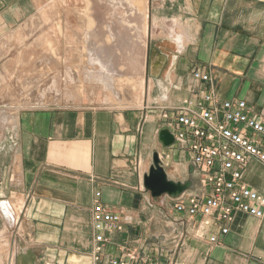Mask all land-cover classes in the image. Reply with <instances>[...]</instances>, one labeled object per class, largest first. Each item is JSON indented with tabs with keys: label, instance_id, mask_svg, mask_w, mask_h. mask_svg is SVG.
<instances>
[{
	"label": "crops",
	"instance_id": "0c3cea01",
	"mask_svg": "<svg viewBox=\"0 0 264 264\" xmlns=\"http://www.w3.org/2000/svg\"><path fill=\"white\" fill-rule=\"evenodd\" d=\"M41 1L0 0V69L15 60L16 46L29 41L21 32ZM151 4L166 35L154 37L149 52L154 97L143 108L84 102L16 112L0 107V264H16V255L27 250L34 264H92L96 192L123 222L122 230L105 233L104 256L128 250L136 253V264H264V216L236 212L226 234L215 223L199 237L200 216L179 213L175 199L153 198L142 187L157 151L170 178L192 181L184 196L203 191L188 154L158 141L162 108L209 90L244 100L264 122V0ZM174 20L182 45L168 35ZM196 68L209 75L207 82L192 78ZM243 182L264 193V166L251 160ZM212 234L215 243L208 241Z\"/></svg>",
	"mask_w": 264,
	"mask_h": 264
},
{
	"label": "rangeland",
	"instance_id": "374dc122",
	"mask_svg": "<svg viewBox=\"0 0 264 264\" xmlns=\"http://www.w3.org/2000/svg\"><path fill=\"white\" fill-rule=\"evenodd\" d=\"M112 1L104 0L102 9L106 13H102V16L105 15L101 21L96 17L98 8L93 0L41 1L38 12L21 32L22 36L29 37V41L16 46L15 60L0 69V107H14L16 112L19 108L36 105L84 102L116 108H143L144 98L140 102L138 97V78L141 73L148 85H151L147 97L150 102L154 97V82L147 75L146 63L151 47L156 43L154 37L165 38L166 29L160 31L158 26L161 23L154 22L151 0H128V4L120 5V8L125 13L134 12L138 16L135 22H131L132 28L127 30V35H124L121 19L114 15L118 7ZM145 14L146 36L143 34ZM168 28L171 32L170 25ZM87 31L88 41L84 36ZM89 48H96L97 54L95 56L94 52V56L97 60L89 59ZM94 56L91 55V58ZM113 62L117 66L107 73L113 76L111 84L119 78L115 84L122 93L115 100L108 99L107 91L100 85L106 76L89 78L83 75L89 70L99 71L103 63L109 65ZM142 64L144 70L141 71Z\"/></svg>",
	"mask_w": 264,
	"mask_h": 264
},
{
	"label": "built area",
	"instance_id": "2783aa9c",
	"mask_svg": "<svg viewBox=\"0 0 264 264\" xmlns=\"http://www.w3.org/2000/svg\"><path fill=\"white\" fill-rule=\"evenodd\" d=\"M192 78L205 83L209 75L196 68ZM160 116L163 127L175 139L172 146L188 154L201 178V193L175 199L177 212L200 216L195 228L197 236L215 223L226 234L236 212L264 216V193L243 182L244 170L251 160L264 166V122L249 113L244 100L221 99L212 91H202L162 108ZM99 195L95 193L92 207V264H136L134 251L104 256L105 233L122 230L123 222L119 214L104 208ZM208 241L215 243L217 238L212 234ZM137 264L157 263L141 259Z\"/></svg>",
	"mask_w": 264,
	"mask_h": 264
},
{
	"label": "bare ground",
	"instance_id": "6f19581e",
	"mask_svg": "<svg viewBox=\"0 0 264 264\" xmlns=\"http://www.w3.org/2000/svg\"><path fill=\"white\" fill-rule=\"evenodd\" d=\"M94 1V5H95V7L96 8H98L97 10H96V17L101 21V20H103V17H104V15L102 16V13H106L105 12V9H102V7L104 6V0H100V2H99V0H93ZM112 4L115 6H117L118 8L114 11V15L115 16H117V18H120L121 19V22H122V27H123V29H122V32L124 33V35H127V33H128V29H131L132 28V24H131V22H135V18L138 16V15H136L133 11H130V12H133V13H125V11H123L121 8H120V5H127L128 4V0H113L112 1ZM134 7V6H133ZM136 9V8H135ZM144 9V8H143ZM52 12V11H51ZM145 12V11H144ZM86 13V12H85ZM107 15V14H106ZM140 15V14H139ZM110 16V15H109ZM116 18V19H117ZM146 18H147V14H145L144 15V17H143V24H144V26H143V34L146 36L147 35V26H146V21H144V19L146 20ZM115 20V19H114ZM58 21V20H57ZM137 22V21H136ZM176 21L174 20L173 21V23H171L170 24V30H171V32H169L168 33V35H172L174 38H175V40L180 44V45H182V43H184L183 41H184V39H183V36L181 35V32L179 31V30H177V25H176V23H175ZM135 25V24H134ZM128 27V28H127ZM137 27V26H136ZM120 28V27H119ZM134 28V27H133ZM110 30V29H109ZM128 30V31H127ZM92 32V31H91ZM89 31H87L86 33H84V36L87 38L86 40L88 41V39H89ZM72 34V33H71ZM143 35V36H144ZM151 36V35H150ZM93 37V36H92ZM116 39H118V38H116ZM85 40V39H84ZM126 40V39H125ZM96 48H89L88 49V51H87V54L89 55V59H92V60H97L98 58L97 57H95L96 56V50H95ZM120 49V48H119ZM94 52H95V56H94ZM113 54V53H112ZM91 55H93L94 57L93 58H91ZM115 56V55H114ZM120 56V55H119ZM121 59V58H120ZM113 61V60H112ZM66 62V61H65ZM133 62V61H132ZM102 63V62H101ZM134 63V62H133ZM146 63V62H145ZM144 64V63H143ZM142 64V66H141V71L142 70H144L143 69V67H144V65ZM114 66H117V64H116V62H113V63H110L109 65H105L104 63L103 64H101L100 65V67L102 68V69H100L101 70V72H100V70L99 71H88L87 73H85V74H83V75H86V77H91V76H93V77H96V78H99V77H101V78H104L105 76V78L104 79H102V81L103 82H100V83H102V84H100L106 91H107V94H106V96H107V98L108 99H112V100H115V99H117V95H122V93H121V89H119V87L118 88H116L117 86V84H115V81H117L119 78H117V79H115L114 80V84H111L110 83V81H112V78H113V76H111V75H109V73H107L108 72V70L110 69V70H113L114 69ZM131 67V66H130ZM132 70V69H131ZM130 70V71H131ZM139 71V70H138ZM127 79H128V77H127ZM139 79V100H140V102H142L143 101V98H144V101L143 102H146L147 101V97H148V95H149V91H150V86L148 85V83H147V81L146 80H144V76H143V73H141V76H140V78H138ZM132 80V79H131ZM120 81V80H119ZM127 81V80H126ZM129 81V80H128ZM135 81V80H134ZM137 82V81H136ZM130 88V87H129ZM137 88V87H136ZM134 89V88H133ZM107 98H106V100H107ZM140 105H141V103H140ZM23 204V203H22ZM7 205V204H6ZM16 206H19V205H16ZM16 206H14V207H16ZM20 206H21V204H20ZM20 207H16V209H19ZM15 209V210H16ZM12 210V209H11ZM17 211V210H16ZM8 213L9 214H11V212H10V210H8ZM9 216V215H8ZM17 217V216H16Z\"/></svg>",
	"mask_w": 264,
	"mask_h": 264
},
{
	"label": "water",
	"instance_id": "95a60500",
	"mask_svg": "<svg viewBox=\"0 0 264 264\" xmlns=\"http://www.w3.org/2000/svg\"><path fill=\"white\" fill-rule=\"evenodd\" d=\"M158 141L163 147H171L175 143L173 135L166 127H162L158 131ZM142 187L153 198L167 196L170 199H178L192 188V181L189 179L180 181L170 178L166 173L159 153L153 151L148 170L142 176ZM35 259V254L31 250H27L24 253L17 254L15 262L16 264H34Z\"/></svg>",
	"mask_w": 264,
	"mask_h": 264
}]
</instances>
